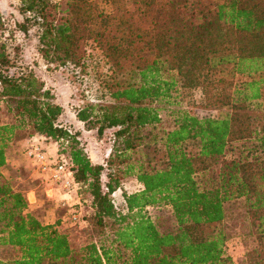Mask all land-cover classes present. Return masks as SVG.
<instances>
[{"label":"trees","instance_id":"16d2710c","mask_svg":"<svg viewBox=\"0 0 264 264\" xmlns=\"http://www.w3.org/2000/svg\"><path fill=\"white\" fill-rule=\"evenodd\" d=\"M101 1L20 0L16 28L37 29L48 65L86 68L96 54L108 66L96 103L76 114L99 137L115 130L105 165L62 123L64 107L45 82L0 41V108L10 118L0 120V264H236L223 223L238 200L253 240L244 264H264V0H106L110 12ZM6 30L0 15V37ZM196 91L205 115L179 110L161 132L157 104ZM25 140L57 146L80 186L88 243L74 246L60 220L37 217L30 182L3 173L8 151ZM128 176L142 189L117 200ZM162 206L173 232L162 233L149 213Z\"/></svg>","mask_w":264,"mask_h":264},{"label":"rangeland","instance_id":"374dc122","mask_svg":"<svg viewBox=\"0 0 264 264\" xmlns=\"http://www.w3.org/2000/svg\"><path fill=\"white\" fill-rule=\"evenodd\" d=\"M59 1V0H57ZM221 1V0H217ZM20 0H0V15L6 25V31L0 41L7 42L10 53L17 56V63L25 71L34 72L42 81L46 88L50 89L55 100L64 107V114L61 117L63 124L73 127V130L81 131L80 139L84 143L91 160L95 164L105 165L114 145V129L107 130L102 137H99L96 130H87L84 123L78 121L76 114L79 109L91 103H96V99L102 93V81L108 74V66L96 54L90 57L86 68L66 65L56 67L48 65L38 51L37 29L32 28L27 35L16 28V24L23 22L24 18L19 13ZM101 8L105 12H110V5L106 0L100 2ZM172 101V100H171ZM180 101V100H178ZM162 103L157 104L160 109L162 119L159 130L170 131L176 124L179 110H192L199 116L205 114L198 108L203 102L200 91H196L191 100L182 101L177 104ZM259 102L254 103L251 108L257 109ZM0 120L9 121L10 118L3 106L0 108ZM28 140L14 146L8 151L9 163L3 168V173L7 177L18 181L30 182L31 191L28 193L32 203L34 214L45 223L60 220L63 228L68 229L71 243L82 246L93 239L94 233L89 229L88 223L84 220L85 205L74 200L56 197V193L63 191L53 189L47 196V185L44 176L34 166L32 160L27 156ZM240 144H236L235 150L228 151V159L238 155ZM57 148V146H54ZM51 149V147L49 148ZM49 149L47 151L49 153ZM188 150L196 151L194 142L188 143ZM50 154V153H49ZM139 155H137V158ZM106 182L107 177L104 175ZM121 190L115 194L117 200L122 199V192L135 193L142 187L135 177L128 176L122 181ZM64 193V192H63ZM243 201H233L226 205L228 213L227 220L223 223L226 233V253L230 255L236 264H244L247 250L253 246L250 235V228L245 221V209ZM80 212L79 221H74L72 215ZM149 213L154 223L162 233L173 232L177 229V222L169 207L150 208Z\"/></svg>","mask_w":264,"mask_h":264},{"label":"built area","instance_id":"2783aa9c","mask_svg":"<svg viewBox=\"0 0 264 264\" xmlns=\"http://www.w3.org/2000/svg\"><path fill=\"white\" fill-rule=\"evenodd\" d=\"M27 156L32 160L34 166L46 178L45 184L47 185V196L50 198L53 195L49 193L53 189H59L65 194L78 193L80 186L76 184L69 172L68 165L59 161L58 155H50L44 146L35 141H28ZM31 201L30 197L28 198ZM80 212L74 213L72 219L79 221Z\"/></svg>","mask_w":264,"mask_h":264},{"label":"crops","instance_id":"0c3cea01","mask_svg":"<svg viewBox=\"0 0 264 264\" xmlns=\"http://www.w3.org/2000/svg\"><path fill=\"white\" fill-rule=\"evenodd\" d=\"M57 148L56 147H54V146H52L51 147V149H49V153H50V155H52V156H56L57 155ZM59 196V198H66V199H68V200H70V199H72V200H76L75 202H78L79 201V196H78V193H72L71 195L69 194H65V193H63L62 192V194L60 193V194H58V193H56V197H58Z\"/></svg>","mask_w":264,"mask_h":264}]
</instances>
